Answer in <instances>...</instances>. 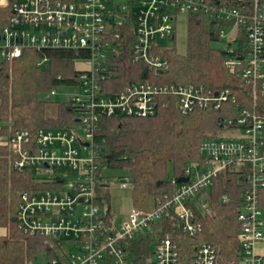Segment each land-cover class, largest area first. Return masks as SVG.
<instances>
[{
  "label": "built area",
  "instance_id": "obj_1",
  "mask_svg": "<svg viewBox=\"0 0 264 264\" xmlns=\"http://www.w3.org/2000/svg\"><path fill=\"white\" fill-rule=\"evenodd\" d=\"M17 0L0 26V61L21 56L25 48L83 50L84 67L78 68L79 92L61 94L58 88L45 99L65 96L78 112V123L67 128H40L36 133L16 129L7 139L11 165L18 171L33 170L46 187L23 192L15 221L30 235H41L58 245L49 264H133L130 240H149L154 228L168 216L172 227L155 238L151 264H222L219 250L204 232L203 218L216 209L206 192L223 172L242 175L244 192L236 214L239 225L237 257L227 264H264V111L244 108L230 88L214 89L193 82L157 81L170 67L161 51L164 39H174L175 21L181 12L201 14L229 40L225 66L252 89L254 100L264 93V1L251 0ZM236 3L241 5L237 6ZM9 0H0V9ZM237 43V44H235ZM129 47L139 65V80L121 91L107 92L112 75L110 60ZM43 58L38 65H45ZM171 95L177 109L188 114L197 109L224 110L222 129L204 138L200 160L189 163L173 178V193L149 211L131 207L121 221H106L107 208L98 204L97 185L109 183L107 167L96 133L105 117H150L158 110L159 97ZM53 167L62 174L50 172ZM70 178V179H67ZM106 184V185H107ZM132 178H120L130 188ZM227 204L231 198L221 195ZM192 240L191 253L183 254L181 239ZM75 246L71 252L67 246Z\"/></svg>",
  "mask_w": 264,
  "mask_h": 264
},
{
  "label": "trees",
  "instance_id": "obj_2",
  "mask_svg": "<svg viewBox=\"0 0 264 264\" xmlns=\"http://www.w3.org/2000/svg\"><path fill=\"white\" fill-rule=\"evenodd\" d=\"M14 1L17 0H9V5L0 9V26L11 14ZM250 3L251 0L247 2ZM218 40H221L219 31L212 22H207L201 14H190L187 52L162 49L170 67L157 81L230 88L240 106H256L257 110L264 111V93L260 92L254 100L251 87L225 66L226 49L212 46ZM85 57L87 53L83 50L25 48L20 57L0 61V227L7 229V233L0 236V264H34L40 253L47 260L57 255L58 245H53L52 239L25 233L12 220L23 192L46 187L49 183L38 179L33 170L18 171L12 167L7 139L16 129L36 133L40 128H67L78 123V112L69 100L62 101L61 97L45 99L43 95L53 88L75 85L79 72L76 63ZM43 58H47L45 65H38ZM110 61L112 75L106 81L108 93L119 92L131 80L141 79L136 74L137 64L129 47ZM229 105L226 103L224 110L205 108L183 114L177 109L173 96L162 95L154 116L115 115L102 119L96 141L101 146L107 167H122L131 176L130 189L135 207L149 211L159 200H165V194L172 195V179L183 174L188 162L201 159V141L222 129L220 120ZM121 150L124 154L116 157L115 153ZM241 176L235 170H227L215 179L206 194L217 214L203 218L204 232L194 239L208 240L216 245L222 264L236 258L239 250L236 214L245 185ZM106 184L99 183L97 188L107 187ZM224 193L231 198L227 204L220 200ZM262 194L264 199V189ZM99 198H106L104 207L109 222L113 218L110 194L107 192L103 196L98 192ZM171 230L168 216H165L154 228L153 236L159 238ZM192 240H180L183 254L189 251V244L185 243ZM129 248L133 264H151L146 236L131 239Z\"/></svg>",
  "mask_w": 264,
  "mask_h": 264
},
{
  "label": "rangeland",
  "instance_id": "obj_3",
  "mask_svg": "<svg viewBox=\"0 0 264 264\" xmlns=\"http://www.w3.org/2000/svg\"><path fill=\"white\" fill-rule=\"evenodd\" d=\"M188 25H189V13L186 11L179 13L175 21L174 39H164L161 41V45H163L165 48H175L179 53H183V54L186 53L188 48ZM228 42L229 40L226 37L224 39L213 42L212 46L215 48L226 49L228 46ZM76 65L78 68H82L85 66V64L80 62H77ZM138 69H139V65H137L136 67L137 75H138ZM58 91L61 94L74 95L79 92V86L77 85L63 86L58 88ZM219 132H227V134L229 135L231 131L226 129L224 130L220 129L217 133ZM192 162H195V160L188 162V164ZM50 172L56 174H62L63 169L59 167H53L52 169H50ZM126 173H127L126 170L122 167H106V169L104 170V175L109 181V186L101 187L99 189L97 188V191L99 190L98 192L103 194V196L107 192H109L111 198L112 217H114L116 221H121L125 219L129 214L131 207H133L131 189L123 188L120 185V178L126 175ZM172 177H173V172L171 170L170 178ZM99 203H100L99 205H101L102 203L101 206L104 207L107 204L106 198H102L99 201ZM154 242H155L154 236L148 240L150 262L155 261V257L153 256ZM67 246L71 252L75 251V246L70 242L67 243ZM34 264H49V263L45 255H43V253H40L37 261H35Z\"/></svg>",
  "mask_w": 264,
  "mask_h": 264
},
{
  "label": "water",
  "instance_id": "obj_4",
  "mask_svg": "<svg viewBox=\"0 0 264 264\" xmlns=\"http://www.w3.org/2000/svg\"><path fill=\"white\" fill-rule=\"evenodd\" d=\"M61 100H62V101H65V96H61ZM124 152H125L124 150L118 151V152L115 153V156H116V157H120L121 155L124 154ZM188 179H189L188 177H179L177 182H178V183H181V182H187ZM161 183H162V182L160 181L159 184H161ZM12 220L15 221V217H13Z\"/></svg>",
  "mask_w": 264,
  "mask_h": 264
},
{
  "label": "crops",
  "instance_id": "obj_5",
  "mask_svg": "<svg viewBox=\"0 0 264 264\" xmlns=\"http://www.w3.org/2000/svg\"><path fill=\"white\" fill-rule=\"evenodd\" d=\"M0 139H1V136H0ZM109 186V183L107 184V187ZM134 206V205H133ZM7 233V229L6 228H3V227H0V236L1 235H4Z\"/></svg>",
  "mask_w": 264,
  "mask_h": 264
}]
</instances>
